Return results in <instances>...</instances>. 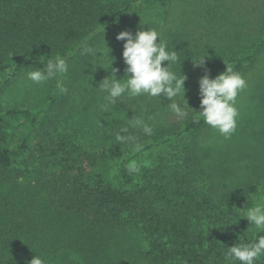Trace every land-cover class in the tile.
<instances>
[{
    "label": "trees",
    "instance_id": "obj_1",
    "mask_svg": "<svg viewBox=\"0 0 264 264\" xmlns=\"http://www.w3.org/2000/svg\"><path fill=\"white\" fill-rule=\"evenodd\" d=\"M217 2L211 13H179L175 0H0V91L51 56L60 54L68 64L43 105L0 108V264H28L36 254L45 264H228L226 247L264 235L241 211L264 198L258 179L218 186L224 184L207 173L200 153L210 126L197 113L205 72L193 62L205 58L215 78L227 65L243 74L264 53L263 23L257 38L228 47L229 30L215 18L221 17ZM145 16L159 18L148 22ZM188 20L194 26L186 27ZM141 27L156 28L168 50L177 51L172 70L187 76L191 108L183 119L163 95H125L101 110L105 93L98 86L110 76L111 63L118 79L127 67L124 42L116 36L135 35ZM200 28L206 42L189 34ZM177 38L184 44L172 42ZM214 38L221 42L217 50ZM104 39L113 61L81 55L86 46L104 47ZM199 39L202 46H193ZM91 63L101 67L93 71ZM135 117L153 133L130 126ZM84 122L103 132L91 133ZM119 127H129L139 151L116 140ZM132 160L141 167L138 174L127 171ZM256 264H264V256Z\"/></svg>",
    "mask_w": 264,
    "mask_h": 264
},
{
    "label": "clouds",
    "instance_id": "obj_2",
    "mask_svg": "<svg viewBox=\"0 0 264 264\" xmlns=\"http://www.w3.org/2000/svg\"><path fill=\"white\" fill-rule=\"evenodd\" d=\"M116 39L124 42L122 56L127 67L124 78L118 79L117 72L119 70L113 68V63H111L110 70H108L111 73L110 76L98 86L99 91L105 93L104 101L106 103L100 106L101 110H105L107 105L115 104L125 95L128 97L147 95L159 99L163 95L170 101L167 106L172 113L180 119L186 117L187 109L190 108L185 99L187 76L177 75L172 70L178 60L177 51L168 50L166 42L161 38V33L156 28L148 27L147 30H143L141 27L135 35L130 31H122L116 36ZM158 39L159 43H157ZM110 53L111 49L104 39V47L86 46L81 55L91 56L98 62L113 61L110 58ZM98 54L100 55L98 56ZM205 61V58H201L193 62L194 68H201L205 72V75L198 81L201 111L196 112L199 117H202L205 124L218 130L227 140L236 131L239 117V109L236 107L237 97L247 86V82L239 71H234L229 65H227L226 71L212 78ZM165 62H167V66H163ZM91 64L93 65L92 70L95 71V66L99 63ZM67 71L66 59L57 54L54 58L52 56L47 58L43 68L27 71L26 78L35 84L43 85L50 80L57 79ZM57 86L62 93H67L68 89L62 83L58 82ZM176 97H181L182 101H187V104L174 99ZM130 126L141 128L146 135L153 133V128L138 117L131 119ZM115 138L119 143L132 147L133 151L140 150L137 137L130 133L129 127H119L115 132ZM126 168L130 175L138 174L141 171L136 160L128 163ZM241 211L245 212L246 219L255 229L264 231V200H259L252 207ZM262 256H264V235L259 236L252 243H236L232 247H226L224 253L228 264H234L235 261H239L240 264H256V261ZM28 264H45V260L36 254Z\"/></svg>",
    "mask_w": 264,
    "mask_h": 264
},
{
    "label": "rangeland",
    "instance_id": "obj_3",
    "mask_svg": "<svg viewBox=\"0 0 264 264\" xmlns=\"http://www.w3.org/2000/svg\"><path fill=\"white\" fill-rule=\"evenodd\" d=\"M175 2L179 13L183 10L198 13V10L201 11V9H206L211 13L215 10L216 5L214 4L217 0H175ZM217 3H221V9L218 10L221 17L216 15L215 18L223 20V25H226V30H229L227 32L229 36L227 35L225 38L228 47L234 42L237 44V40L239 43H246L247 40L253 39L252 35L257 38L262 33V28L259 33L257 31L260 27L259 24H264V0H220ZM158 18V16H145L142 19L156 22ZM188 22L190 24L186 27L192 25V22L189 20ZM189 34H196L199 37L203 36L205 32L200 28L197 33L191 31ZM191 39L193 38L190 37L188 42L195 41ZM200 39L206 42V39ZM200 39L194 42L193 46H202ZM172 42L184 44L181 38ZM218 43L221 42L214 38L213 44L216 50L219 46ZM261 55L260 62L242 74L247 86L237 97L236 107L239 109V117L236 131L231 138L226 141L218 130L211 126L202 134L200 153L203 156V166L217 183L224 184L218 186L236 187L239 183L258 179L257 181L264 187V53ZM26 72L23 71L16 84L2 88L0 108L2 106L4 109L28 108L33 110L44 104L46 93L48 90L54 89L55 81L50 80L43 85L35 84L26 78ZM3 82L4 77L0 75V86ZM179 98L174 99L178 100ZM167 102L170 101L167 99ZM254 118H256L255 121ZM93 119L95 120L94 117ZM77 121L82 122L81 119H77ZM98 121L100 120L98 119ZM85 122L86 130L91 133L94 132V129L95 132L99 130L101 135L102 126L94 129L86 128ZM81 126L83 127V123ZM246 132L257 138L248 139Z\"/></svg>",
    "mask_w": 264,
    "mask_h": 264
}]
</instances>
